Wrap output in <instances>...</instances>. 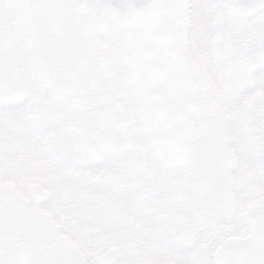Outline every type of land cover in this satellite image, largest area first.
Returning <instances> with one entry per match:
<instances>
[{
	"label": "snow or ice",
	"instance_id": "6c2138e0",
	"mask_svg": "<svg viewBox=\"0 0 264 264\" xmlns=\"http://www.w3.org/2000/svg\"><path fill=\"white\" fill-rule=\"evenodd\" d=\"M248 169L264 0H0V264H264V196L226 194Z\"/></svg>",
	"mask_w": 264,
	"mask_h": 264
},
{
	"label": "flooded vegetation",
	"instance_id": "af4514ba",
	"mask_svg": "<svg viewBox=\"0 0 264 264\" xmlns=\"http://www.w3.org/2000/svg\"><path fill=\"white\" fill-rule=\"evenodd\" d=\"M34 13L24 10H17L15 8H9L7 10V16L14 26H28L33 22ZM61 16L63 23L68 29L69 39H71L74 34L90 23L89 14L82 13L78 10H68L58 14ZM96 23L99 24L102 30L109 33L107 47H111L114 42L112 33V24L109 14L102 13L96 18ZM257 175L254 170L248 169L240 183L235 187H226V194L236 195L247 200L249 207L256 203L257 195L264 196V188H259L257 186ZM26 244V240L23 239H13L12 247L19 248Z\"/></svg>",
	"mask_w": 264,
	"mask_h": 264
},
{
	"label": "water",
	"instance_id": "95a60500",
	"mask_svg": "<svg viewBox=\"0 0 264 264\" xmlns=\"http://www.w3.org/2000/svg\"><path fill=\"white\" fill-rule=\"evenodd\" d=\"M114 29H115L116 40H118L119 39V35H118L117 30H116L115 23H114Z\"/></svg>",
	"mask_w": 264,
	"mask_h": 264
}]
</instances>
